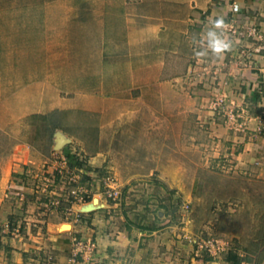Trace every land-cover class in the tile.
Wrapping results in <instances>:
<instances>
[{"label":"rangeland","instance_id":"374dc122","mask_svg":"<svg viewBox=\"0 0 264 264\" xmlns=\"http://www.w3.org/2000/svg\"><path fill=\"white\" fill-rule=\"evenodd\" d=\"M96 16L92 0H0V96L11 113L0 125L39 158L21 161L23 188L6 191L18 214L0 223V264L14 262L13 250L24 264L56 262L35 239L47 240L48 221L77 228L62 264H264L263 162L238 167L233 141L199 118L210 109L193 94L198 76L176 92L161 83L157 103L146 90L144 104L129 102L137 90L121 91L116 74L109 86L92 77L87 20ZM259 101L248 100L250 115L261 116ZM212 118L229 133L248 130L249 121L235 129L222 113ZM56 134L68 143L56 148ZM72 189L84 203L99 198V212L74 211Z\"/></svg>","mask_w":264,"mask_h":264},{"label":"crops","instance_id":"0c3cea01","mask_svg":"<svg viewBox=\"0 0 264 264\" xmlns=\"http://www.w3.org/2000/svg\"><path fill=\"white\" fill-rule=\"evenodd\" d=\"M92 5L94 10L102 9V16L87 20L91 25L89 31L94 36L93 45L86 53L87 57L95 58L88 62L95 73L92 77L102 76L103 83L109 86L112 83L111 74H116L114 81L121 91L124 90L127 95H131V90H137L129 101L132 104L147 103L143 95L146 90H154L152 95L155 98L150 103H157L160 101L161 83L165 82L173 89L172 92H176L181 88L178 82L191 74L195 79L201 78L197 80V92L193 91V94H197L203 103L208 98V92H211L209 90L216 85L238 103L243 100L241 94L246 91L249 94L245 98L246 105L250 99L264 102V49L258 52L256 58L250 60L240 61L236 53L239 47L257 48L262 44L247 39L241 44L232 41L227 48L219 52L215 50L217 41L221 44L225 42L218 34L216 24L227 16L234 15L233 9L241 14V20L249 16L255 17L259 30L264 33V0H92ZM185 59L191 60L186 62L183 76H178L174 72L175 65L181 64ZM160 72H163V78L160 77ZM8 100L9 96H0V122L7 121L11 115ZM4 117L7 119L4 120ZM250 117L248 130L242 135L229 133L226 127L216 124V120L210 116V111L203 110L199 118L211 125L210 128H216L215 132L224 139L233 141L230 146L237 152L234 158L238 161V167L261 160L263 162L261 173L264 174V124L257 122L258 116ZM12 119L13 117L10 118ZM12 133L13 130L5 131L0 125L2 226L8 219L17 217L18 214L10 197L6 198L8 197L6 191L19 190L21 161L25 163L28 160L26 163H32L39 159L29 153L26 154L28 148L26 143L15 141ZM27 191L30 189L27 188ZM100 202L99 198L94 197L92 201L75 205L74 211L94 213L101 205ZM26 217L33 221L32 216ZM26 224L29 226L31 222ZM58 226L59 223L48 221L45 228L47 240L42 236L35 238L60 254L59 259L53 264L67 261L65 254L74 238L72 234L77 230L74 224H71V230L64 232L59 231ZM59 227L66 230L70 225L63 223ZM24 245L26 249H30L31 246L40 248V245ZM12 252L14 262L11 264L25 263L18 257L17 251Z\"/></svg>","mask_w":264,"mask_h":264},{"label":"built area","instance_id":"2783aa9c","mask_svg":"<svg viewBox=\"0 0 264 264\" xmlns=\"http://www.w3.org/2000/svg\"><path fill=\"white\" fill-rule=\"evenodd\" d=\"M236 11H237L236 9H233L234 15L227 16L223 20L218 21L216 27L219 33L223 35V37H225L226 45H229L232 41L234 43L241 44L243 40H247V39H253L260 42L262 46H259L257 48L242 46L236 49V53L240 61H243L245 59L250 60L256 58L258 52L261 49H264V33H262L259 30L255 17L249 16L245 20H241V14H239ZM225 83L226 82H224V84ZM211 95L212 96L210 98H207L205 102L207 106H209L212 116H216L222 113L226 122L235 129L237 128L241 129L242 126L245 125L246 121H249V119L251 118L250 113L248 111V107L245 103L246 101L245 98L249 96L247 91L241 94L243 100L240 103H238V101L235 98L229 97V95L226 94L220 86H216L212 88ZM257 118L259 122H261L260 119L264 121V110H262L261 116ZM61 177L62 176L60 175V178ZM48 178H51L52 181L54 182L56 176L51 174L50 176H48ZM48 178L45 179L49 180ZM70 179H72V181H75V179L73 178ZM18 182L19 185L23 188V184H22L23 181L21 180V178ZM20 192L19 193L17 192L16 194L17 195L16 207L23 206L24 195ZM70 194L73 204L84 203L88 199V196L85 195V192H81L78 189L77 190L72 189ZM74 214L76 213H73V215ZM19 227H20L19 225L14 227V230L18 231ZM82 244H83L82 242H77L78 246H82ZM89 248L93 249V245L92 246L90 245Z\"/></svg>","mask_w":264,"mask_h":264},{"label":"water","instance_id":"95a60500","mask_svg":"<svg viewBox=\"0 0 264 264\" xmlns=\"http://www.w3.org/2000/svg\"><path fill=\"white\" fill-rule=\"evenodd\" d=\"M68 143V139L65 138L63 135H57L56 134V140H55V146L56 148L62 147L63 145Z\"/></svg>","mask_w":264,"mask_h":264},{"label":"clouds","instance_id":"9594fccd","mask_svg":"<svg viewBox=\"0 0 264 264\" xmlns=\"http://www.w3.org/2000/svg\"><path fill=\"white\" fill-rule=\"evenodd\" d=\"M224 48H227V45H223V44H221V42H219V41L216 42L215 50H216L217 52L221 51V50L224 49Z\"/></svg>","mask_w":264,"mask_h":264},{"label":"trees","instance_id":"16d2710c","mask_svg":"<svg viewBox=\"0 0 264 264\" xmlns=\"http://www.w3.org/2000/svg\"><path fill=\"white\" fill-rule=\"evenodd\" d=\"M253 100H256V99H253ZM54 128H57V126H54ZM236 263H238V261H236Z\"/></svg>","mask_w":264,"mask_h":264}]
</instances>
